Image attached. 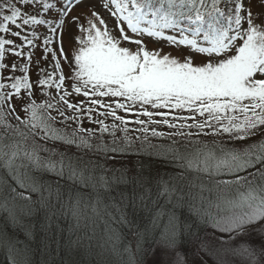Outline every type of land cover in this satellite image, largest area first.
I'll use <instances>...</instances> for the list:
<instances>
[{
	"label": "snow or ice",
	"instance_id": "snow-or-ice-1",
	"mask_svg": "<svg viewBox=\"0 0 264 264\" xmlns=\"http://www.w3.org/2000/svg\"><path fill=\"white\" fill-rule=\"evenodd\" d=\"M41 212L58 264H264V0H0L8 264Z\"/></svg>",
	"mask_w": 264,
	"mask_h": 264
},
{
	"label": "trees",
	"instance_id": "trees-1",
	"mask_svg": "<svg viewBox=\"0 0 264 264\" xmlns=\"http://www.w3.org/2000/svg\"><path fill=\"white\" fill-rule=\"evenodd\" d=\"M42 62V61H41ZM109 123L111 120L109 119ZM58 127H62V125H57ZM75 125H73L74 127ZM84 127L89 128V127H96V125L89 124L87 120L84 121ZM130 127H135V125H131ZM167 131V130H166ZM120 135V133H118ZM157 142V141H154ZM161 143H166V141H160ZM132 159H136L133 157ZM43 212L39 213L36 217L35 220L38 222L37 223V228L34 231V236L33 239H29L25 234L24 231L21 229H16L15 235L18 236V238L23 241V243L19 246L21 251L18 253L14 254V259L16 260V264H58V259L56 258V239L57 236L59 238V241L61 244L65 242L67 239V232L57 234L55 226H53L52 230L48 232L47 234L39 229V222L43 221ZM28 221L25 220V223ZM61 227H66V222L64 220L59 221ZM143 227V225H141ZM209 230V229H208ZM207 230V231H208ZM132 231H135V229L129 230L127 228L123 229V235H124V240L121 242L119 247L122 249L126 243L129 241L132 242L133 244V250H135V239L132 235ZM204 229H201L199 232L200 236L204 235ZM9 234H12L13 230L12 228H8ZM75 239V237H73ZM195 239V238H193ZM45 241H47L50 244V247L46 248L45 247ZM27 245V250H24V245ZM150 241L147 239L145 240V243L143 247L147 248L150 247ZM192 243L191 241H186V243L183 245V249L186 252H189L192 248ZM100 250L98 248L94 249V252H99ZM63 252L60 253V258L63 257ZM139 253H137V256L139 257ZM107 260L108 264H123V261H126L128 259L127 255L125 254L123 256V261L120 260V258L112 256L110 254L106 256H97V260L103 261ZM0 264H8V260L6 259L5 256V250L0 249ZM95 264V262H94Z\"/></svg>",
	"mask_w": 264,
	"mask_h": 264
},
{
	"label": "rangeland",
	"instance_id": "rangeland-1",
	"mask_svg": "<svg viewBox=\"0 0 264 264\" xmlns=\"http://www.w3.org/2000/svg\"><path fill=\"white\" fill-rule=\"evenodd\" d=\"M95 2H96V0H89V3H95ZM81 10H84V9H81ZM98 10H100L99 7H98ZM75 14H77V13L74 12L73 15H75ZM104 14L106 15V13H104ZM115 23H116L115 20H110V26L112 24H115ZM159 46L160 45H157V44H155L153 42H148V47L150 49L156 48V47H159ZM129 47H133L134 48L135 46L134 45H129ZM165 50L167 51L168 49L166 48ZM39 56H40V52L37 51V57L39 58ZM49 59H51V57H49ZM41 61H42L41 64L45 63L43 60H41ZM32 78L36 79L35 69H33ZM54 91L55 90H53V92ZM79 99H83V97H80ZM120 114L124 115V113H120ZM128 119H133V117H128ZM130 126L131 125H129V127ZM161 130L166 131L167 129H161ZM208 231L211 232V229H209ZM217 235H221V234L217 233ZM225 239H227V237H225ZM228 247H229V245H223V248H225V249L228 248ZM192 249H193V247L191 248V250H189V252H187L188 253V257H189V264H201V261L199 260V256L198 255H194ZM204 259L207 260V264H214V261L215 262H223V264H232V261H233V257L228 255V254H226L225 252H223V251L215 252L214 246L212 248V254L211 255L205 254L204 255Z\"/></svg>",
	"mask_w": 264,
	"mask_h": 264
}]
</instances>
